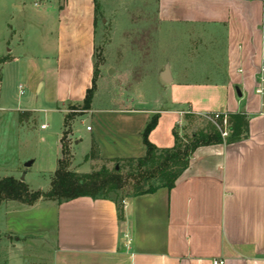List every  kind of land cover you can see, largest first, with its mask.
Wrapping results in <instances>:
<instances>
[{
	"label": "crops",
	"instance_id": "crops-1",
	"mask_svg": "<svg viewBox=\"0 0 264 264\" xmlns=\"http://www.w3.org/2000/svg\"><path fill=\"white\" fill-rule=\"evenodd\" d=\"M147 2L155 8L159 38L197 45L224 37V57L212 54L208 67L194 64L196 57L184 64L183 57H165L157 73L162 80L169 70L171 81L162 82L170 108L117 112L122 136L103 143L101 158L144 157L143 133L155 115L158 124L149 140L159 148L174 147V130L186 131L189 114H243L247 136L199 148L171 191L128 197L122 214L113 201L89 197L18 203L17 210L52 214L51 264H264V95L257 93L264 65V0ZM97 16L98 0H0V83L2 70L10 66L34 95L44 93L58 109L81 104L93 85ZM18 112L22 121L32 111ZM61 147L43 160L42 172L57 171ZM22 173L5 177L20 180ZM8 232L20 235L9 264H24L19 241L35 234L24 226Z\"/></svg>",
	"mask_w": 264,
	"mask_h": 264
},
{
	"label": "rangeland",
	"instance_id": "rangeland-1",
	"mask_svg": "<svg viewBox=\"0 0 264 264\" xmlns=\"http://www.w3.org/2000/svg\"><path fill=\"white\" fill-rule=\"evenodd\" d=\"M16 14L18 12H14L15 17ZM9 22L17 24L16 20ZM193 45L183 38L175 41L159 38L155 8L147 0H98L95 54L98 76L89 111H82V107L72 110L71 105L60 110L57 105L46 101L44 93L34 95L25 80L16 76V71L10 66L2 70L4 82L0 83V177H18L19 171H22L20 179L25 175V182L28 181L31 189L48 192L54 173L42 172V162L44 159L47 162L52 154L58 152L65 131L66 115H72L69 121L72 133L65 142L69 153L62 156L68 169L77 173H91L104 166L109 169L116 166L119 170L120 165L114 160L101 158L100 147L103 143L111 144L122 136L117 118L121 114L117 112L170 108L169 92L157 73V67L163 63V59L167 56L183 57L181 62L184 64L188 63L189 57H196L194 64L208 67L211 63L207 59L212 54L224 57V37L218 38L216 43L205 40L202 44ZM176 65L179 64L173 62V66ZM22 107H29L32 112L27 117L24 115V120L20 121L18 110ZM214 124L222 127L217 122ZM43 125H46L45 130L42 129ZM209 126V121L191 119L181 135L189 137ZM223 131L230 134L228 127L224 128V123ZM126 132L124 137L129 136ZM94 142L98 145L100 158L89 160ZM30 162L35 164L28 166ZM132 193L131 185L121 190L118 193L119 203ZM19 204L4 202L0 206V264H9L11 248L16 246V239L20 236L15 238L7 231L9 228L22 229L23 226L35 234L29 240L19 241L23 243L19 255L24 256V264H51V234L54 228L52 214H47L44 210H17Z\"/></svg>",
	"mask_w": 264,
	"mask_h": 264
},
{
	"label": "trees",
	"instance_id": "trees-1",
	"mask_svg": "<svg viewBox=\"0 0 264 264\" xmlns=\"http://www.w3.org/2000/svg\"><path fill=\"white\" fill-rule=\"evenodd\" d=\"M98 76L95 64V72L92 87L87 91L86 97L81 104H72L70 107H82V111H89L93 104L94 87ZM81 111V113H82ZM214 114L197 116L189 114L186 122L191 119L209 121L210 126L206 130H200L191 136H183L179 127L174 130L175 145L172 148H159L149 140V134L156 128L159 116L156 115L147 125L143 133V143L146 154L141 158L116 159L120 165L119 170L102 167L91 173H77L70 171L64 162L63 155H68L69 150L65 144L68 136L72 133L69 121L72 115L65 116V131L61 139V158L58 161L57 171L51 182L48 192L33 190L25 182L14 177H0V206L4 202H17L27 206H33L40 200L54 201L58 204L72 201L80 197H89L94 200H110L120 208L119 192L129 185L133 188L130 197L153 194L159 189L166 188L171 191L178 180L188 169L191 158L201 147L232 144L243 140L248 133V120L243 114H222L216 121L222 127H217L209 118ZM228 118V129L230 134L223 136L224 117ZM209 117V118H208ZM99 148L94 142L89 160L99 159Z\"/></svg>",
	"mask_w": 264,
	"mask_h": 264
},
{
	"label": "built area",
	"instance_id": "built-area-1",
	"mask_svg": "<svg viewBox=\"0 0 264 264\" xmlns=\"http://www.w3.org/2000/svg\"><path fill=\"white\" fill-rule=\"evenodd\" d=\"M257 93L260 95H264V65L261 68L260 71V75H259V84H258V88H257ZM222 114L221 113H216L214 115V117L209 118L211 121H213L214 123H216V121L220 118ZM224 128L227 129V125H228V121H227V117H224ZM42 129L45 130L46 129V125L42 126ZM88 130L90 131L91 128L88 127ZM228 135L227 131L223 132V136L226 137ZM223 262H218L216 261L214 264H222Z\"/></svg>",
	"mask_w": 264,
	"mask_h": 264
},
{
	"label": "water",
	"instance_id": "water-1",
	"mask_svg": "<svg viewBox=\"0 0 264 264\" xmlns=\"http://www.w3.org/2000/svg\"><path fill=\"white\" fill-rule=\"evenodd\" d=\"M162 80L165 82V83H169L171 80L169 79V70L168 68L165 69L164 73L162 74ZM239 91V90H238ZM239 94L241 95V93L239 92ZM30 164H28L29 166ZM118 169V167H117ZM20 181H25V175L20 179Z\"/></svg>",
	"mask_w": 264,
	"mask_h": 264
}]
</instances>
